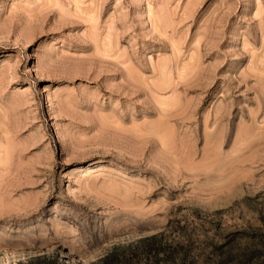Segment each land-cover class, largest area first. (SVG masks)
<instances>
[{"label": "rangeland", "instance_id": "1", "mask_svg": "<svg viewBox=\"0 0 264 264\" xmlns=\"http://www.w3.org/2000/svg\"><path fill=\"white\" fill-rule=\"evenodd\" d=\"M0 264H264V0H0Z\"/></svg>", "mask_w": 264, "mask_h": 264}]
</instances>
